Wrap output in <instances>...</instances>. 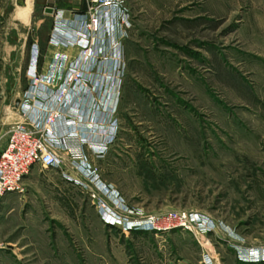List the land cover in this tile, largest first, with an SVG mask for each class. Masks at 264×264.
I'll use <instances>...</instances> for the list:
<instances>
[{"label":"rangeland","instance_id":"374dc122","mask_svg":"<svg viewBox=\"0 0 264 264\" xmlns=\"http://www.w3.org/2000/svg\"><path fill=\"white\" fill-rule=\"evenodd\" d=\"M15 9L0 0V149L34 40L15 47L13 16H29ZM49 29L37 27V72ZM120 45L113 141L96 162L83 154L86 172L36 165L0 198V264H264V0H133ZM179 213L215 228L135 229Z\"/></svg>","mask_w":264,"mask_h":264},{"label":"built area","instance_id":"2783aa9c","mask_svg":"<svg viewBox=\"0 0 264 264\" xmlns=\"http://www.w3.org/2000/svg\"><path fill=\"white\" fill-rule=\"evenodd\" d=\"M85 1L87 4L85 18L68 36L71 43L80 47V53L77 59L69 63L64 72L59 75L58 83L49 89L50 83L41 81L36 70L37 53H35L32 65L27 69L29 85L18 105L23 122L10 126L5 147L0 151V198L8 194L23 192V179L33 166L39 165L46 170L62 167L64 161L54 150L61 145L64 147L68 145L66 144L68 139L76 138V135L59 138L55 134V125L64 115L65 109L70 104L71 96L84 92V90L87 91L89 82L86 74L94 69L97 55L105 58L107 54L112 53L110 59L113 62L111 73L101 74V85L97 89H102L105 93L110 92L111 82L116 81L117 87L120 85L123 69L120 41L109 47V52L98 50L97 53L95 47L102 35L109 37L113 33L119 32V40L125 37V29L129 27V15L123 7V0ZM113 10L117 14L109 16ZM116 95L119 97L118 92ZM116 101L117 98L109 106L106 103L108 102L107 98L96 100V103L92 104V109L101 108L109 116H114ZM109 126L112 134L106 142L100 144L90 142L89 144L94 155L98 157L103 155L107 145L113 141L118 129L117 120L111 119ZM84 141L81 140L82 143ZM67 152L73 168L81 173L86 172L84 168L86 162L81 150L74 146L68 148ZM93 183L97 191L112 200V205L119 209L125 208L121 198L114 190L104 186L97 178ZM91 196L93 199H97L96 194L93 193ZM167 217L146 216L142 220L135 221V229L161 231L163 227L160 221L171 222L175 219L179 221V227L183 230L200 235H205L215 228V225L207 217L198 214L179 213L174 218Z\"/></svg>","mask_w":264,"mask_h":264},{"label":"crops","instance_id":"0c3cea01","mask_svg":"<svg viewBox=\"0 0 264 264\" xmlns=\"http://www.w3.org/2000/svg\"><path fill=\"white\" fill-rule=\"evenodd\" d=\"M23 1L26 2V0H15L16 9L18 7H23L28 12L29 16L26 21L16 19L13 16L16 24H13L11 32L16 31L17 34V43L15 47H22L25 44L27 36L34 39L28 48V64L29 66L32 65L35 53H39L40 50L39 43L36 40L38 39L37 27L45 22L50 23L49 32L47 36H45V42L41 46L43 51L38 65L40 79L43 83H50V89L58 83V80L51 76L57 74L59 77L68 64L75 61L79 56L80 47L71 43L68 36L81 24L82 20H84L87 4L85 0H28L25 6L26 3L22 5ZM132 2L133 0H123V6L128 11V15L129 7ZM16 9L14 10V15ZM116 14V11L113 10L110 12L109 16H114ZM31 24H35V26L32 27ZM21 28H24V30H21ZM30 33L33 35L31 36ZM9 35L10 32L7 33L6 38H8ZM119 36V32H115L109 37L102 35L97 41L95 47L96 52L98 53V50L109 52V47L115 42L120 41ZM122 52L124 56V51L122 50H120V55ZM111 54H107L105 58H101L98 55L96 56L94 69L91 70L89 74H86L89 82L87 91L84 90V92L71 96L70 104L65 109L64 115L59 118L55 125V134L59 138L76 135V138L68 139L66 144L70 145V147L76 146L77 149L81 150L86 156L88 163L96 162V160L98 161L101 159L95 157L89 147L90 142L97 144L106 142L108 137L111 136L110 134H112L111 128H109L111 119H116L117 122H119L118 109L120 96L118 97V95H116L119 91V85L117 87L116 81L111 82L110 92L108 91L105 93L102 89H97L101 85V74L104 72L111 73L113 66V62L110 59ZM29 66H27V69ZM28 85L29 82L27 80L26 88L23 89L20 96L18 95L13 100V108L17 115L18 122H23V117L21 116L18 105ZM106 98L108 100L106 103L109 104V106L114 102V99L117 98L116 113L114 116H109V114L103 112L101 108L92 109V104L96 103V100H105ZM16 101H18L17 104ZM81 140H85L84 143H82ZM5 144L6 138L0 151L5 147ZM68 145L65 147L61 145L58 149L54 150L62 156L64 162L70 161L67 152L68 148H70L67 147ZM111 187L115 189L114 186Z\"/></svg>","mask_w":264,"mask_h":264},{"label":"bare ground","instance_id":"6f19581e","mask_svg":"<svg viewBox=\"0 0 264 264\" xmlns=\"http://www.w3.org/2000/svg\"><path fill=\"white\" fill-rule=\"evenodd\" d=\"M27 2H28V0H26V2H25V3H26L25 6L27 5ZM25 6H24V7H25ZM20 11H21V12H20ZM19 12H20V13H18V14H21V13L23 12L22 7H21V8L19 7ZM23 16H24V14H23Z\"/></svg>","mask_w":264,"mask_h":264},{"label":"water","instance_id":"95a60500","mask_svg":"<svg viewBox=\"0 0 264 264\" xmlns=\"http://www.w3.org/2000/svg\"><path fill=\"white\" fill-rule=\"evenodd\" d=\"M24 3H25V2L23 1V2H22V5H23ZM17 103H18V101H16V104H17Z\"/></svg>","mask_w":264,"mask_h":264}]
</instances>
